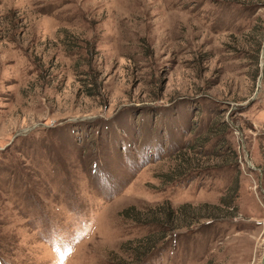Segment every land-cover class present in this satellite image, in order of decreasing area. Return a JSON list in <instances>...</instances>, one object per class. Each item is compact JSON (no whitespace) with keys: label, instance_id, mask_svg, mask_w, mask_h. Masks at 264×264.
<instances>
[{"label":"rangeland","instance_id":"1","mask_svg":"<svg viewBox=\"0 0 264 264\" xmlns=\"http://www.w3.org/2000/svg\"><path fill=\"white\" fill-rule=\"evenodd\" d=\"M61 255L264 264V0H0V264Z\"/></svg>","mask_w":264,"mask_h":264},{"label":"trees","instance_id":"2","mask_svg":"<svg viewBox=\"0 0 264 264\" xmlns=\"http://www.w3.org/2000/svg\"><path fill=\"white\" fill-rule=\"evenodd\" d=\"M130 208H132L131 206H130ZM169 209H171L170 207H169ZM138 213V212H137ZM141 213V212H140ZM169 213H170V211H168L167 210V213L165 214L166 215V217H169ZM131 217L133 218L134 217V219H138V220H140V221H142V220H144L145 221V219L144 218H139V216H138V214H136V215H131ZM144 239V238H143ZM143 239H141V240H143ZM140 240V241H141ZM139 242V241H138ZM144 242H147V240L145 239V241ZM144 242H142V243H144ZM155 240H153V241H151L150 243H147L146 245H144V250H143V252L144 251H147V250H150V249H154L155 248ZM138 244H140V243H138Z\"/></svg>","mask_w":264,"mask_h":264},{"label":"snow or ice","instance_id":"3","mask_svg":"<svg viewBox=\"0 0 264 264\" xmlns=\"http://www.w3.org/2000/svg\"><path fill=\"white\" fill-rule=\"evenodd\" d=\"M69 251H70V250H69ZM65 258H66V257L63 256V255H61V256L59 257L60 264H63V261H64Z\"/></svg>","mask_w":264,"mask_h":264}]
</instances>
